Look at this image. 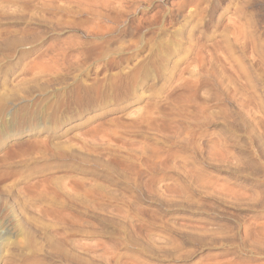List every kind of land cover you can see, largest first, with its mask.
<instances>
[{
    "label": "rangeland",
    "instance_id": "374dc122",
    "mask_svg": "<svg viewBox=\"0 0 264 264\" xmlns=\"http://www.w3.org/2000/svg\"><path fill=\"white\" fill-rule=\"evenodd\" d=\"M0 264H264V0H0Z\"/></svg>",
    "mask_w": 264,
    "mask_h": 264
}]
</instances>
